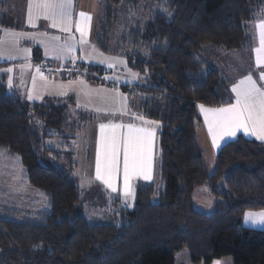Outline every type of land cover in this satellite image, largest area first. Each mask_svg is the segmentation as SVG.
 <instances>
[{
    "label": "trees",
    "instance_id": "1",
    "mask_svg": "<svg viewBox=\"0 0 264 264\" xmlns=\"http://www.w3.org/2000/svg\"><path fill=\"white\" fill-rule=\"evenodd\" d=\"M100 2L92 39L102 51L127 57L139 79L121 88L137 96L133 106L143 99L138 109L143 105L146 116L160 122L159 181L140 182L133 205L114 197V222H91L74 177L75 151L65 150L76 123L66 115L73 98L31 102L9 89L6 63L0 62V151L19 157L26 181L47 206L31 213L0 205V243L13 246L0 264H176L184 248L193 263L222 264L231 256L233 264H264V227L244 225L245 213L264 210V141L239 136L225 143L211 171L199 135V105L233 100L225 76L230 70L212 65L206 55L246 49L249 24L264 0ZM147 3H157V11L149 13ZM121 5L139 12L145 7L147 18L135 13L125 22L120 45L111 49L110 14ZM16 23L8 7H0V32ZM36 57L43 74L54 75L52 62ZM110 70L68 64L62 74L92 80ZM202 186L214 199L209 210L196 203Z\"/></svg>",
    "mask_w": 264,
    "mask_h": 264
},
{
    "label": "rangeland",
    "instance_id": "2",
    "mask_svg": "<svg viewBox=\"0 0 264 264\" xmlns=\"http://www.w3.org/2000/svg\"><path fill=\"white\" fill-rule=\"evenodd\" d=\"M25 2L26 0H0V7H8V9H12L13 12L16 9L17 12V7H25ZM152 4L157 3H147L145 5L150 11L149 13L157 11L158 8ZM145 7H139L141 12L138 10H129V7H124L123 5L112 9V11L115 10V13L110 14V22L113 26H109V29L112 31H108V33H112L111 36H113L111 42H109L111 49L120 45L121 41L119 40L122 38L125 22L131 23L135 13L139 12V15L136 17L137 19H141L140 14L143 19L147 18L146 13L144 12ZM97 15L98 19L99 16H101L100 11H98ZM63 32L64 31H61L59 27L53 28L51 25L45 23H38L36 27L25 28L21 25L19 18H17L15 27H5L0 32V53H2L4 57L0 59V62L6 63L4 72L7 73V81H9L10 78L12 80L11 87H9L8 83L10 90L14 89L17 92H21L23 95L25 92L27 96H34L36 93H41L43 91H47L55 96L60 94L61 97H65L66 99L70 94L74 96L76 109L70 105L69 113L66 112V115L69 117V121L72 122L73 119H75L76 123L73 124L70 129V138L65 143V150L73 148L75 151L78 165L74 177L79 184V188L82 190L81 198L83 202H86L84 209L85 215L94 223H111L116 220V217H113L112 214V211L117 209V206L116 208L113 206L114 196H109L104 192H102L104 196L102 195L101 186L92 182L91 169L88 163V151H90L94 144L93 137L96 120L105 116H101L99 112H106L104 110H110L111 106L107 107L98 105L96 102H92L88 99H85V104L87 105H83L84 107L80 106L82 100H84V84L78 86L79 90L82 89V99L78 100L77 95L74 94V92H69V90L72 87L77 86V83H75L77 79L80 81L81 79H86L93 83L106 84L109 87H121L117 78L109 79L111 78L109 77L111 74L119 72L120 76L124 77V79H121L130 83L135 81V79H132L133 73L137 76L138 74L130 67L126 56H118L111 51L104 52L101 49L94 50L87 48V45H83L82 50L75 48V51L64 59H55L54 49L59 48L66 42L72 43L70 39L71 33L65 32L66 34H63ZM12 33L17 35L13 36L11 35ZM45 33H47V35H45ZM29 36H34L35 39H30L28 38ZM54 37H59V39H54ZM66 37H68V39H66ZM16 40H19V43H16ZM25 49H30V51L26 52ZM46 51L47 55L45 54ZM36 56L42 57V59H49L52 62L53 69L55 70L54 75H44L41 71L43 76L46 77V79H42L41 76L36 73L35 69L37 67L40 68L41 63L36 61ZM8 57H12V59H8ZM80 58L84 63L95 62L101 70H104L106 63L112 61L115 68L111 69L109 73L106 71L100 73V77L103 78V81L100 80V77L88 80L83 73H74L70 76H64V74H62V67L67 66L68 64L81 65ZM9 69L12 71H8ZM58 79L64 84L63 86L56 87V90L53 86V81ZM33 80H35V86H33ZM65 98L64 100L61 99L60 102H65ZM135 99H137V96H134V100ZM142 100L143 99L137 101L134 106L132 105L135 108V111H144L143 105L141 106V110L138 109L140 106L139 103H141ZM77 106L80 107V109ZM97 109H100V111H97ZM134 200L135 198L126 202L128 205H133ZM0 205L2 207H8L7 210H9L10 207L17 206L22 209H27V211H30L31 213H37L47 207L45 196L40 195L39 192L33 189L26 181V174L23 166L19 162V157L17 155L11 156L3 151H0ZM3 214L4 211L0 210V216ZM1 227L0 223V229L3 228ZM12 247L10 241L7 242L6 240V242L0 243V258L4 259L6 256L4 251H10ZM8 264L14 263L8 262ZM176 264L202 263H193L190 258L189 250L184 248L177 253ZM222 264H233V258L231 256L223 257Z\"/></svg>",
    "mask_w": 264,
    "mask_h": 264
},
{
    "label": "snow or ice",
    "instance_id": "3",
    "mask_svg": "<svg viewBox=\"0 0 264 264\" xmlns=\"http://www.w3.org/2000/svg\"><path fill=\"white\" fill-rule=\"evenodd\" d=\"M73 12L74 0H30L28 24L36 27V20L43 18L50 22L51 27H59L61 31L71 32ZM79 17L80 23L76 27L80 33L79 40L72 43L66 42L54 49L55 59H64L75 51L76 44L87 43L85 38L90 28L91 16L80 12ZM257 27L259 29L260 47L255 49L257 53L256 64L261 67L264 66V22L258 23ZM11 35L17 34L12 33ZM28 38L35 39L34 36ZM54 39H59V37H54ZM16 43H19V40H16ZM25 51L29 52L30 49H25ZM45 54L47 55V51ZM2 58H4L3 54L0 53V59ZM8 59H12V57H8ZM108 66L112 67L111 64ZM8 71L12 70L9 69ZM35 71L42 79H46L39 67ZM259 80L264 81V71L261 72ZM8 83L11 87V78ZM33 86H35V80H33ZM231 91L235 93V103L214 109L200 105L213 145L219 148L221 140L225 137H235L237 132L241 131L245 134L255 135L264 141V85L258 84L257 79L249 74L240 79ZM85 94L87 95V93ZM28 98L32 99V96L29 95ZM140 119L143 118L140 117ZM122 127L124 125L100 124L101 154L97 159L95 178L103 181L112 192L117 191L116 180L120 172L119 154L122 148L124 195L134 199V192L129 184L130 179L137 176H143L146 180L151 179L152 140L155 132L151 128H136L130 124L127 126V135L121 136L117 129ZM105 129H110L107 136ZM245 223L264 225V212L250 211L245 213Z\"/></svg>",
    "mask_w": 264,
    "mask_h": 264
},
{
    "label": "crops",
    "instance_id": "4",
    "mask_svg": "<svg viewBox=\"0 0 264 264\" xmlns=\"http://www.w3.org/2000/svg\"><path fill=\"white\" fill-rule=\"evenodd\" d=\"M30 0H26L25 2V7H17L18 10L16 12H13L12 9H9L12 13V16L17 19L19 18V21H21V25L25 28H32L31 25L28 24V6H29ZM101 2L100 0H74V12H73V24H72V30L70 35L71 42L77 41L80 38V33L76 30L77 25L80 23V17L79 13L84 12L87 15L91 16V21H90V28L88 31V35L86 36V41L87 43L85 44H76V48L82 50L83 45H87V48H91L94 50H99V48L96 46L94 43L92 37L94 33V28L95 24L97 21L98 17V11H100ZM264 22V6L261 7V9L257 12L255 19L250 22L249 28H250V38H251V43L250 45L244 49V50H237L233 52H219V51H209L206 55V58L208 61L212 63L214 66H218L223 70L224 72L229 69L228 74H224L229 81L230 89L238 83V81L242 78H244L246 75L251 74L254 79H257L258 84L264 85V81L259 80V76L262 71H264V66L258 67L256 64V56L257 53L255 49L260 47L259 43V29L257 27L258 23ZM38 23H45L47 25H50V22L40 18L36 20V26ZM63 34H66L63 32ZM69 35V36H70ZM68 39V37H66ZM65 40V37H64ZM89 45V46H88ZM209 48V47H207ZM111 52L115 53L114 51L111 50ZM117 54V53H115ZM118 56H123L121 54H117ZM220 55L222 57H220ZM51 56V55H50ZM48 57V56H47ZM81 57V55H80ZM220 58L222 60H220ZM59 60V59H58ZM1 61V60H0ZM71 61V60H70ZM80 63L82 65H96L95 62L91 63H84L82 62L80 58ZM111 64L112 67L111 69L115 68V65L113 62H108L106 63L105 68L109 67L108 65ZM232 69V70H231ZM112 78H117L118 83L121 84H129L130 82H125V80H122L121 78L124 79V77L120 76L119 72H116L114 74H111L109 76ZM87 78V77H86ZM132 79L138 80L139 77L137 75L133 76ZM52 81V80H51ZM134 81V82H135ZM54 84L53 86L59 87L63 86V82H61L59 79L56 81H53ZM70 82H75V81H70ZM133 82V83H134ZM77 86L72 87L69 92H74V94L77 95L78 100L82 99V89L79 90L78 86L81 84H84V89H83V99L80 106L87 105L85 104L86 100L88 99L92 102H96L98 105H103V106H111L110 110H104L106 112H99L102 118H98L95 123V133H94V144L93 147L88 151V163L91 169V178L92 182H95L101 186L103 191L106 192V194H109L114 196V197H120L121 200L125 201H130L133 198L131 197H125L124 195V181H123V149L121 148L120 154H119V167H120V172L116 180V186H117V191L112 192L111 189L107 187L101 180H97L95 178V172H96V163L98 156L101 154V132H100V124H115V125H124V127L117 129L118 134L121 136H126L127 135V126L128 125H133L136 128H151L154 129L155 135L152 140V170H151V179L146 180L143 178V176H137V177H132L129 181V184L134 192V198H135V193L137 189V185L140 182H157L159 179L157 178V171H158V164L160 160V151H159V145H158V132L160 129V122L156 119L150 118L146 116V114L143 111H135V108L132 106V103L134 101V94L131 92H126L124 91L121 87L115 86V87H109L106 84L102 83H93L91 81H87L86 79H79L76 80ZM8 85V81H7ZM116 85V84H114ZM57 90V89H56ZM15 92L16 90L13 89ZM17 92V91H16ZM232 92V91H231ZM21 96L27 98L31 102L33 101H45L49 97L55 98L57 100L59 99H64L65 97H61L60 94H57V96L48 93L47 91H43L41 93H36L34 96H32V99H29L25 92L24 95L19 92ZM87 93V95L85 94ZM233 95V100L230 103H235V93L232 92ZM61 97V98H60ZM69 97L73 98L74 103L75 99L73 95H69ZM95 100H94V99ZM114 98V99H113ZM81 101V100H80ZM229 104V103H228ZM228 104L221 105V106H206L203 105L205 108H222L226 107ZM113 106V108H112ZM73 108L76 109V103L75 106L72 105ZM78 107V106H77ZM84 107V106H83ZM133 107V108H132ZM80 109V107H78ZM199 113L201 115V120L202 124L199 127V135H200V142L202 147L205 150V158L206 161L209 165V168L211 171H214L216 167V156L221 147L239 136H244L249 139H255L258 141H261L258 139L255 135H250V134H245L243 131L237 132L235 137H225L223 140L220 141V147L217 148L213 145L212 143V137L211 134L208 132V126L205 122V116L204 112L201 111L200 105H199ZM107 115V116H106ZM142 117L143 119H140ZM110 129H105V135L107 136L109 133ZM213 197L210 195L209 190L207 187L202 186L198 189L197 196H196V203L199 205V207H202L204 210H209L212 208L213 205ZM201 208V209H202ZM250 212V211H248ZM251 212H264V210L261 211H251ZM244 225L245 226H251V227H264V225H252L251 223H245V215H244Z\"/></svg>",
    "mask_w": 264,
    "mask_h": 264
},
{
    "label": "built area",
    "instance_id": "5",
    "mask_svg": "<svg viewBox=\"0 0 264 264\" xmlns=\"http://www.w3.org/2000/svg\"><path fill=\"white\" fill-rule=\"evenodd\" d=\"M50 66L51 64L48 61H46L43 65V68H44L43 71L47 73L49 71L48 69L50 68Z\"/></svg>",
    "mask_w": 264,
    "mask_h": 264
}]
</instances>
